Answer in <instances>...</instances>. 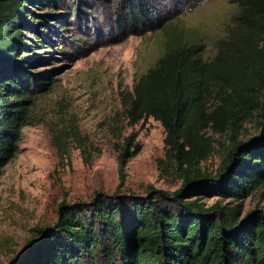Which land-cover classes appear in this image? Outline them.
<instances>
[{
  "label": "trees",
  "instance_id": "trees-1",
  "mask_svg": "<svg viewBox=\"0 0 264 264\" xmlns=\"http://www.w3.org/2000/svg\"><path fill=\"white\" fill-rule=\"evenodd\" d=\"M57 1L0 0V176L18 152L21 130L44 122L38 121L37 102L53 81L30 70L25 49L31 45L22 29L42 43L41 29L51 28L56 17L33 9ZM184 2L197 7L203 0ZM229 2L237 11L213 55L199 39L165 29L160 55L131 90L121 92L120 111L109 125L122 138V171L141 150L136 136L123 131L149 118L158 121L165 133L160 173L180 186L172 192L150 186L144 195L97 192L89 202H63L51 226L38 228L0 264H264V209L243 214L239 203L264 187V0ZM131 4L125 22L144 24L153 14L151 26L163 25L147 0ZM252 117L260 132L242 141L240 130ZM49 128L63 154L70 142L82 152L94 149L77 121ZM222 138L228 145L212 173L202 163ZM213 197L211 204L203 201Z\"/></svg>",
  "mask_w": 264,
  "mask_h": 264
},
{
  "label": "rangeland",
  "instance_id": "rangeland-1",
  "mask_svg": "<svg viewBox=\"0 0 264 264\" xmlns=\"http://www.w3.org/2000/svg\"><path fill=\"white\" fill-rule=\"evenodd\" d=\"M147 1L160 13L156 15L164 17L160 28L151 26L153 14L144 24L125 22L131 0H58L57 6L33 9L56 17L51 28L41 29L42 43H33L34 34L22 29L31 45L25 49L30 70L50 75L53 82L37 102L38 121L44 122L21 130L18 152L2 168L0 262L18 253L38 228L51 226L63 202H89L97 192L144 195L150 186L169 192L180 186V181L160 173L165 133L158 121L149 118L123 131L124 136H136L141 150L122 171L118 163L122 138L114 136L109 125L120 111L121 92L131 90L134 80L160 55L167 27H175L183 38L199 39L206 55H213L215 42L225 36L237 6L229 0H203L197 7L184 0ZM255 119L243 123L240 140L259 134ZM65 121H77L94 149L82 152L70 142L67 152L61 153L49 127L63 126ZM221 143H215L217 150L202 163L209 172L218 168L227 138ZM239 203L243 214L264 209V187Z\"/></svg>",
  "mask_w": 264,
  "mask_h": 264
}]
</instances>
